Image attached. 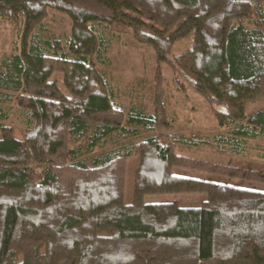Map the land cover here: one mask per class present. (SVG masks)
<instances>
[{
  "label": "trees",
  "instance_id": "obj_1",
  "mask_svg": "<svg viewBox=\"0 0 264 264\" xmlns=\"http://www.w3.org/2000/svg\"><path fill=\"white\" fill-rule=\"evenodd\" d=\"M49 8L72 18L68 51L55 34L43 36ZM0 18L19 36L12 52H0V264H264V190L176 172L264 182V170L176 151L264 161V146L250 142L264 138V107L247 112L264 101V0H0ZM114 23L155 52L153 113L125 110L97 68L110 59L97 24ZM191 32L192 47L169 56ZM165 63L190 76L227 134L171 132ZM57 71L67 92L50 80ZM13 116L23 138L6 123ZM162 193L206 198L196 206L145 201Z\"/></svg>",
  "mask_w": 264,
  "mask_h": 264
},
{
  "label": "rangeland",
  "instance_id": "obj_2",
  "mask_svg": "<svg viewBox=\"0 0 264 264\" xmlns=\"http://www.w3.org/2000/svg\"><path fill=\"white\" fill-rule=\"evenodd\" d=\"M43 23L45 24L43 36L48 37L50 34H55L61 39L62 50L68 51L69 46L66 39L67 36L71 35L72 18L67 13L49 8V14ZM97 25V35L101 41L106 40L108 44L107 56L110 59L106 62L98 61L96 65L98 70L107 76L114 87L116 101L125 110L132 106H139L143 107L146 112L153 113L155 111V73L157 69V59L153 48L138 43L133 35L127 31L129 30L128 27L122 24ZM17 40H19L17 29L8 21L0 18V52H12ZM193 42L194 32H191L187 36L178 39L169 50L168 55L172 57L183 54L192 47ZM163 77V99L167 114L172 120L171 132L186 134H227L229 132L230 126L219 124L212 105L191 86L190 76L185 75L181 67H177V71H175L165 63L163 65ZM50 80H55L65 92L68 91L64 84V74L62 72L53 73ZM180 82H183L186 88L181 89ZM262 107H264V101L252 102L247 106V112L250 113ZM6 123L15 126V136L23 138V126L16 116H13ZM1 137L2 130L0 128ZM250 142L252 145L264 146V138L252 139ZM176 151L179 154L211 162L264 170V161L256 154L253 157H239L217 153L208 149L199 150L184 148L183 146L177 147ZM137 163L138 156L136 155L127 160L124 195L126 203H130L133 198L134 173ZM178 169L186 171V175L197 178L264 190V182L216 175L189 168ZM178 169H176V172ZM205 198V193H162L147 194L145 201L149 203L178 201L182 205L196 206ZM102 232L112 233L113 230L112 228H106Z\"/></svg>",
  "mask_w": 264,
  "mask_h": 264
},
{
  "label": "crops",
  "instance_id": "obj_3",
  "mask_svg": "<svg viewBox=\"0 0 264 264\" xmlns=\"http://www.w3.org/2000/svg\"><path fill=\"white\" fill-rule=\"evenodd\" d=\"M184 148H185V147H184ZM177 172L180 173V174H184V175H186V173H187L186 171H184V170H180V169H178ZM187 176H189V175H187ZM192 177H193V176H192ZM203 197H204V196H203Z\"/></svg>",
  "mask_w": 264,
  "mask_h": 264
}]
</instances>
